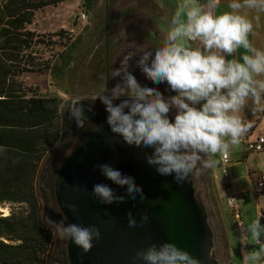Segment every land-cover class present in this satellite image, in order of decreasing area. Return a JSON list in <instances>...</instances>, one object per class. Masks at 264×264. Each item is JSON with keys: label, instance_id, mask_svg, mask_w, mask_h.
Masks as SVG:
<instances>
[{"label": "clouds", "instance_id": "1", "mask_svg": "<svg viewBox=\"0 0 264 264\" xmlns=\"http://www.w3.org/2000/svg\"><path fill=\"white\" fill-rule=\"evenodd\" d=\"M219 3L179 0L163 42L151 50L132 44L129 48L134 50L127 51L120 67L112 70V78H120V82L90 98L105 106L112 137L122 138L132 147L151 149L144 152L143 159L160 176H172L177 186L194 173L214 169L219 163L216 157L227 155L241 143L251 127L242 115L249 102L254 112H264V50L249 39L264 13V0H229L230 11L217 13ZM250 11L256 14L250 17ZM134 57H139L136 66L148 80L166 83L176 95L165 97L157 87L141 85L129 71ZM173 110L174 119H170ZM71 116L78 127H84L87 118L82 106L72 110ZM112 137L107 138L109 144ZM97 167L107 180L126 186L131 199H146L134 177L109 164ZM92 194L100 204L125 200L103 183L95 184ZM65 207L78 211L75 204L66 203ZM127 218L129 228L138 226L131 211ZM148 221V213L141 214L139 226ZM47 223L60 240L71 241L84 255L102 239L95 225L85 227L50 218ZM244 233L259 247L244 255L243 264H264L261 218L249 223ZM131 259L133 264H201L199 258L172 242L151 243Z\"/></svg>", "mask_w": 264, "mask_h": 264}, {"label": "trees", "instance_id": "2", "mask_svg": "<svg viewBox=\"0 0 264 264\" xmlns=\"http://www.w3.org/2000/svg\"><path fill=\"white\" fill-rule=\"evenodd\" d=\"M66 1L0 0V206L13 207L0 216V264H53L58 250L39 179L62 147L66 123L56 99L37 95L24 76L54 81L69 68L80 36L53 55L52 36L29 29L38 12ZM83 1L90 11L91 0Z\"/></svg>", "mask_w": 264, "mask_h": 264}, {"label": "rangeland", "instance_id": "3", "mask_svg": "<svg viewBox=\"0 0 264 264\" xmlns=\"http://www.w3.org/2000/svg\"><path fill=\"white\" fill-rule=\"evenodd\" d=\"M132 1L91 0V9L87 12L83 8V0H69L66 4L49 7L36 14L30 29L42 35L52 36V41L55 42L51 52L53 55L61 52L68 40H73L78 36L81 38V42L74 50L70 66L63 77L51 81L47 73L30 74L28 82H25L26 85L30 84L37 88V95L56 99L60 109L63 110V121L66 123V128L67 123L68 127L71 126L68 112L73 99L90 100L102 90L112 89L120 82V78H112V70L120 67L123 56L131 46L132 41L129 39V31L126 28L129 18L127 12ZM178 3L179 0H163V9L166 12L163 19V40ZM84 12L87 14V18L82 21L80 14ZM129 30L131 31L130 27ZM61 31L62 34H59ZM133 59L129 61V71L135 75L138 70H136V62L134 63ZM107 73L109 83L106 78ZM135 77L141 85H145V80H142L139 75ZM152 87H157L165 97L176 95L175 92L168 89L166 83H163V88L160 84H152ZM257 114L259 117L261 114L264 116V112H257ZM174 115L175 110L169 114L172 119H174ZM242 115L247 123L253 124V113L249 119L247 113H242ZM255 120L258 121V124L251 134V139L264 134V118ZM72 141L71 139L68 142V138L64 137L62 144L64 156L61 163L82 139H76L71 143ZM221 157H216L219 163L214 169H203L198 175L192 174L191 179L195 194L206 207L208 223L213 231L212 257L219 264H243L244 255L259 247L251 238L248 239L250 247L244 245L243 234H245L246 226L257 218L258 211L264 215V194L255 196L251 181V179L255 180L258 173L264 172V153L245 154L240 143L227 154L228 164L224 165ZM45 171L44 168L41 172L39 185L42 186L44 181L47 190L43 186L41 188L51 192L53 185L50 184L49 179L47 177L42 179ZM249 172L253 173L252 177L249 176ZM224 173H227V178L223 177ZM228 183L237 191L235 198L243 223L241 228L235 225L236 221L225 196V187ZM0 208L6 211L1 216L5 214L7 216L13 207L6 205L0 206ZM54 211L57 216H60L55 204ZM60 217L62 218V216ZM62 220L64 221L63 218ZM53 232L55 233V231ZM53 235L56 237L57 243L65 248L66 240H60L55 234Z\"/></svg>", "mask_w": 264, "mask_h": 264}, {"label": "water", "instance_id": "4", "mask_svg": "<svg viewBox=\"0 0 264 264\" xmlns=\"http://www.w3.org/2000/svg\"><path fill=\"white\" fill-rule=\"evenodd\" d=\"M107 120L83 139L58 167L53 180L56 205L66 223L82 226L95 225L102 239L86 255L82 249L66 240L65 259L68 264H133L136 251L151 243H175L201 264H219L212 257L213 231L208 223L205 205L195 196L191 176L177 186L172 176H160L143 159L145 150L132 147L122 138L112 137ZM112 137L109 144L107 138ZM109 164L124 175L135 178L146 199L140 202L126 195V186L120 187L107 180L97 165ZM59 177V178H58ZM107 184L116 195H124L123 203L100 204L93 196V186ZM165 184L168 187H165ZM47 190V186L44 185ZM75 204L78 211L71 212L65 204ZM137 220L136 228L128 227L127 213ZM147 212L149 221L140 225L141 214ZM56 221L52 207L45 218ZM142 264V262H141Z\"/></svg>", "mask_w": 264, "mask_h": 264}, {"label": "crops", "instance_id": "5", "mask_svg": "<svg viewBox=\"0 0 264 264\" xmlns=\"http://www.w3.org/2000/svg\"><path fill=\"white\" fill-rule=\"evenodd\" d=\"M66 3L68 2L67 1L63 2L62 5ZM228 4H229V0H220L218 8L216 9L217 13L230 11V9L228 8ZM127 14L129 18L127 22L128 27L126 29L129 31V39L132 41L131 45L135 44L137 48H144L151 50L152 48L159 46L163 42V19L165 18V14H166L165 9H163V0H133L132 4L130 5V8L128 9ZM255 14H256L255 12H251V11L249 12L250 17L254 16ZM129 27L131 28V31L129 30ZM249 39L254 44L255 47L264 50V13L260 14L259 26L254 28V32L252 35L249 36ZM129 47H128V51L134 50ZM242 52L243 50L241 49L240 52L236 54V57L238 58L240 53ZM138 58L139 57H134L133 62L135 63L137 61L136 59ZM136 70H138V73H136L134 76L139 75L142 78V80H145V85L152 87L153 84L152 81L148 80L138 67ZM29 78H30L29 75L24 76V81L28 82ZM106 78L109 83L108 73ZM160 85L162 87L163 83H161ZM28 86H32V85L28 84ZM72 101H78V99H73ZM246 113L248 119L250 118V115L252 113L254 115L252 120L253 124L251 125L249 131L247 132V134L248 133L252 134L256 129V125L258 124V121L255 119L259 118L260 120L261 118L263 119L264 116L261 114V117H259L257 112H254L252 110L251 103H250V108L249 109L247 108V110L243 112V114ZM249 247L250 246H248V248Z\"/></svg>", "mask_w": 264, "mask_h": 264}, {"label": "flooded vegetation", "instance_id": "6", "mask_svg": "<svg viewBox=\"0 0 264 264\" xmlns=\"http://www.w3.org/2000/svg\"><path fill=\"white\" fill-rule=\"evenodd\" d=\"M116 103H119V102H116ZM78 106H82L84 108V115L87 118V120L84 123V127H78L75 119L72 118V116H71V111L74 110ZM89 107H91V109H92L91 111H88ZM107 115L108 114L106 112L105 106L98 99L95 101H92L91 99L90 100L71 101L70 107H69V112H68V116H69L68 120L70 121L71 126L68 127V123H67V128L65 131V138H68V142H70L72 139L73 141L71 143H73L74 140H76V139H82V140L85 139L88 135H90L92 132H94L99 126H101L107 120ZM170 119H172V118L170 117ZM63 149H64V147H61L58 150L53 161L49 164V166L47 167L46 171L43 174L42 179L44 180V178L47 177L49 179V182L51 185H53L55 173L57 171V168L61 164L62 157L64 156L62 154ZM44 185H46V184L43 181L42 186L44 187ZM45 192L47 193L46 197H47V205H48L45 218L47 216V213H48V210L50 207H52L54 210V204H55L60 216H62V214L60 213V211L56 205L53 189L51 192H47L46 190H45ZM55 214H56V212H55ZM56 216H57V214H56ZM60 216H57V219H56L57 222L59 220H62L63 216H62V218ZM57 248H58V250H57V252L53 258V264H68L67 260L64 258L65 257V248L61 247L60 244H58V243H57Z\"/></svg>", "mask_w": 264, "mask_h": 264}, {"label": "built area", "instance_id": "7", "mask_svg": "<svg viewBox=\"0 0 264 264\" xmlns=\"http://www.w3.org/2000/svg\"><path fill=\"white\" fill-rule=\"evenodd\" d=\"M87 18V14L81 13L80 14V20L84 21ZM241 145L244 149L245 154H249V153H264V134H260L259 136H256L254 139H251V133L246 134L242 141H241ZM221 161L224 165L229 163V159L227 157V155H223L221 157ZM253 173L249 172V176L252 177ZM224 178H227L228 175L227 173L223 174ZM252 181V190L254 192V195L257 196L259 194H264V172H260L255 176V180ZM236 191L233 187H231V185L228 183L227 186L225 187V196L228 200V203L230 204L231 207V213L232 216L234 217L235 221H236V226L238 228H241L243 223L241 221L240 218V213H239V207L236 201ZM257 218H261V223L264 224V215H262V213L260 211H258L257 213ZM244 238H243V244L247 245L248 244V238L245 234ZM257 244V243H256Z\"/></svg>", "mask_w": 264, "mask_h": 264}, {"label": "bare ground", "instance_id": "8", "mask_svg": "<svg viewBox=\"0 0 264 264\" xmlns=\"http://www.w3.org/2000/svg\"><path fill=\"white\" fill-rule=\"evenodd\" d=\"M3 213H6V211L3 210L2 208H0V216H1V214H3ZM4 216H6V214H5Z\"/></svg>", "mask_w": 264, "mask_h": 264}]
</instances>
